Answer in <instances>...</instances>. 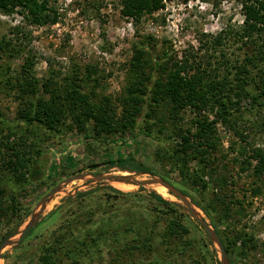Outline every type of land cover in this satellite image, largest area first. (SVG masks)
<instances>
[{
	"label": "rangeland",
	"instance_id": "rangeland-1",
	"mask_svg": "<svg viewBox=\"0 0 264 264\" xmlns=\"http://www.w3.org/2000/svg\"><path fill=\"white\" fill-rule=\"evenodd\" d=\"M47 1L49 18L42 23H34L20 8L0 9V245L9 233L10 242L18 241L19 232L35 218L29 234L28 231L17 243L1 250L0 264H149L152 258L145 252L135 249L131 253L109 252L105 234H91L79 244L53 243L57 235L66 234L67 228L62 227L65 210L51 212L77 192L96 188L107 191L109 186L124 193L156 192L180 205L181 212L199 226L192 228L197 239L193 248L178 252L171 244L167 251L157 254L158 260L167 264H220L217 245L181 200L155 184L138 186L94 177L106 174L136 180L165 176L164 181L182 194L181 189L188 192L184 194L186 199L211 227L210 219L195 202L214 206L212 217L216 219L224 215L223 200L229 210L224 216L229 228L221 239L226 244L224 238L235 233L250 238L239 256L225 252L228 264H264V175L257 178L251 168L245 169L242 161L253 148L264 150V112L257 107L244 111L233 129L217 123V150L206 154L204 161H200L202 147L196 140L183 144L177 137L195 130L198 115L189 106L176 108L168 100L155 105L154 117L150 119L143 116L148 108L136 115L132 123L122 118L126 88L138 72L130 65L133 43L151 36L158 57L165 50L172 59L187 56L196 63L200 58L221 66L222 70L225 55L228 65H235L244 56L237 40L214 46L215 49L209 41L222 30L239 29L243 19L239 1L162 0L161 9L142 15L139 20L123 17L119 0ZM87 70L93 77L80 88L90 103L87 106L82 99L81 103L70 105L64 99L67 93H72V80L75 76L82 78ZM161 77L165 79V73ZM78 81L75 80V85ZM46 85L57 96L56 100L44 91ZM34 88L37 97L56 104L50 105L55 112L59 106L63 108V114L57 113L59 119L47 123L43 115H27L29 103L37 99L28 94ZM102 98L107 102L108 130L95 138L98 128L87 112L89 105L93 104L95 109L96 105L102 107ZM215 112V108L208 107L202 114L213 119ZM159 125L164 126L165 134L173 140H159L162 138ZM146 127L151 136L140 133ZM243 149L246 155H241ZM129 157L144 165L148 172H129L108 165L117 158ZM196 164L202 166L203 180L210 183L205 194L198 189L201 182L194 183L192 169ZM33 165L40 170L34 181L29 176ZM79 175L82 177L67 181ZM219 179L226 180L221 191L216 187ZM123 184L126 187L120 189L118 185ZM56 187L58 191L43 206L42 198ZM256 188L259 191L254 193ZM89 217L92 215L83 216L80 222L86 224ZM95 227L89 225L90 231H95ZM197 243L200 249L195 248ZM48 245L62 248L52 252Z\"/></svg>",
	"mask_w": 264,
	"mask_h": 264
},
{
	"label": "trees",
	"instance_id": "trees-1",
	"mask_svg": "<svg viewBox=\"0 0 264 264\" xmlns=\"http://www.w3.org/2000/svg\"><path fill=\"white\" fill-rule=\"evenodd\" d=\"M238 1L243 17L239 29L222 30L210 37L211 41H209V44L215 49L214 46L237 40L240 43V49L244 51V56L240 61H236L235 65H228L229 61L225 55L222 56V70L220 69L221 66H214L209 61H204V64L203 59L200 58L196 63L190 62L187 56L172 59L169 52L165 50H163L161 57H158L151 36H146L133 43L134 53L130 65L138 72L136 79L127 86L122 101V118L125 122L132 123L135 116L140 115L141 111L146 108L148 110L143 114L145 119L154 117L155 105L159 106L168 100L176 108L189 106L198 115L195 119V130L188 135L183 134L177 137L183 144L196 140L199 147H202V151L199 150L202 157L200 161H204L205 158L203 157L206 154L210 153L211 150H217L219 139L216 136L217 123L229 125L233 129L234 123L238 121L237 118L244 111L257 107L264 112V0ZM47 2V0H0V9L11 11L14 8H20L27 16L31 17L34 23H42L49 18ZM119 3L121 15L133 20H139L142 15H150L163 7L162 0H119ZM0 50H2L1 44ZM165 63L170 64V66L165 65ZM146 69H148L147 72ZM161 73H165V79L161 77ZM92 77L93 74L88 70L83 73L82 78L75 76L76 79L72 80V93H67V98L64 100L75 106L84 99L88 106L90 100L85 98L86 94H81L80 87L87 85ZM75 80H79L76 85ZM44 91L49 92L51 97L56 100L57 96L53 95L52 90H48L47 85L44 86ZM37 92L34 88L28 93H32L33 98L37 99L36 102L29 103L30 110L27 115L31 117L32 115L35 117L43 115L47 123L59 119L57 113L63 114V108L59 106L58 111L55 112L50 105L55 107L56 104L54 102L51 104L50 100L47 103L45 98L37 97ZM89 97L91 98V96ZM105 100L106 98L101 99L102 107L100 108L96 105L97 109H95L93 104L88 107L87 115L95 121L98 128L95 131V138L104 129L108 130L105 128L107 119L105 115L107 102H104ZM208 107L216 110L213 119L202 114ZM147 127L142 129L140 133L151 136V130H148ZM122 129L124 131L125 127ZM158 131L162 135L159 140H173L171 136L165 134L167 132L164 126L159 125ZM244 152L243 149L241 155H246L243 154ZM242 161L245 169L251 168L257 178L264 175L263 149L253 148L250 156ZM108 165L119 166L129 172H148L144 165L130 157L127 159L117 158L108 162ZM192 172L195 178L194 183L201 182L199 191L203 194L207 193L210 183L203 180L202 166L196 164ZM39 174L40 170L33 165L30 169V179L34 181ZM160 176L163 180H167L165 176ZM225 182L226 180L223 179L217 180V191H221ZM181 191L188 194L183 189ZM254 191L256 193L259 190L256 188ZM218 195L219 192L215 196ZM224 204L226 203L222 200L221 210L224 215H218L216 219H213L214 206H205L200 202H195V205L210 219L225 252H232L237 257L241 251L243 252L250 238L247 234L235 233L230 238H224L226 244L221 239V236L226 232L225 229L229 228L225 222L226 219H224L229 210ZM63 209L66 220L62 227H66L67 230L66 234L63 233L61 237L56 236L53 240V243L56 244L61 243V241L64 243L74 241L75 244H79V241H83L85 237L91 236V234H105L109 252L114 251L118 254L128 251L131 253L135 249L145 252L152 258L149 264H167L158 260L157 254L160 251H167V247L174 244L175 251L184 252L186 249L193 248L197 241L195 235H192V228L193 226L199 228V226L194 224L189 216L181 212L180 205L164 199L162 195L153 191L146 194L141 192L124 193L110 186L107 187V191H101L97 188L89 189L75 193L74 196L63 201L51 214L61 212ZM87 215H92V217H89L86 224H82L81 218ZM89 225H96V230L90 231ZM11 236V233L7 234L4 240ZM237 241H240L238 246H236ZM231 245L233 249L229 251ZM47 247L52 252L62 248L60 245L56 247L55 245H48ZM195 248L200 249L201 245L197 243Z\"/></svg>",
	"mask_w": 264,
	"mask_h": 264
},
{
	"label": "water",
	"instance_id": "water-1",
	"mask_svg": "<svg viewBox=\"0 0 264 264\" xmlns=\"http://www.w3.org/2000/svg\"><path fill=\"white\" fill-rule=\"evenodd\" d=\"M81 177L82 176L79 175V176H76L74 178H70L67 181H72L74 179H79ZM94 177L96 179H99V180H112V181L120 182V183H124V184H133V185H138V186H145L147 184H155V185L164 187L166 189V191L168 192V194H171L172 196L181 200L183 205L186 207L187 211L191 214L192 218L195 219L197 221V223L205 230V232L208 234L210 240L217 245V247L219 249V254H220V264H228V262L226 260V253L223 249V246L219 240V237L217 236V234L215 233V231L211 227L210 223L207 222L205 219L201 218L200 216H198L196 214L194 208H193V205L191 204L190 201H188L186 199L185 195L182 194L179 190L175 189L173 186H171L166 181L162 180L161 178H152L150 180H136L135 178H132V177L118 176V175H112V174L97 175ZM57 191H58V187L54 188L47 196L42 198L40 203L44 206V204L46 203L48 198L51 197L52 195H54ZM41 211L42 210H40V212L37 214L36 217L39 216ZM34 221H35V218L30 220L26 224V226L19 232L18 241L32 228ZM18 241L10 242L9 239L4 240L0 245V252L5 246L11 245L12 243H17Z\"/></svg>",
	"mask_w": 264,
	"mask_h": 264
},
{
	"label": "bare ground",
	"instance_id": "bare-ground-1",
	"mask_svg": "<svg viewBox=\"0 0 264 264\" xmlns=\"http://www.w3.org/2000/svg\"><path fill=\"white\" fill-rule=\"evenodd\" d=\"M118 186H119L120 189H124V187H126V185H124V184H123V185H118ZM118 186H117V187H118ZM153 187H154V186H153ZM156 188H158V189H164V190L166 191V189H165L164 187H162V186H160V187H156Z\"/></svg>",
	"mask_w": 264,
	"mask_h": 264
}]
</instances>
